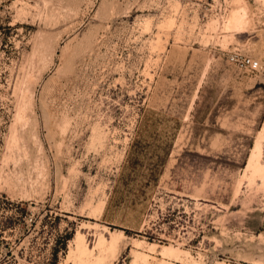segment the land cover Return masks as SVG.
<instances>
[{"label":"rangeland","instance_id":"obj_1","mask_svg":"<svg viewBox=\"0 0 264 264\" xmlns=\"http://www.w3.org/2000/svg\"><path fill=\"white\" fill-rule=\"evenodd\" d=\"M0 264H264V0H0Z\"/></svg>","mask_w":264,"mask_h":264},{"label":"built area","instance_id":"obj_2","mask_svg":"<svg viewBox=\"0 0 264 264\" xmlns=\"http://www.w3.org/2000/svg\"><path fill=\"white\" fill-rule=\"evenodd\" d=\"M232 61H237V58H234V56L231 57ZM242 64L248 68H251V71H257L260 69V62L258 59L253 57H245L242 59Z\"/></svg>","mask_w":264,"mask_h":264},{"label":"bare ground","instance_id":"obj_3","mask_svg":"<svg viewBox=\"0 0 264 264\" xmlns=\"http://www.w3.org/2000/svg\"><path fill=\"white\" fill-rule=\"evenodd\" d=\"M262 132V131H261ZM263 141V140H262ZM256 144V145H255ZM254 145H255V147H254V149H252L253 151V153H252V157L250 158L251 160H250V163H249V165H251V166H255V164H254V162H255V160H256V157H257V155L259 154V152H260V143H259V141H256V143H255ZM262 144V143H261ZM258 156H260V154L258 155ZM259 162H260V160H258ZM256 163V162H255ZM259 164L257 163V166H258ZM255 168V167H254ZM257 169H261V167H260V165H259V167H256ZM263 168V167H262ZM256 169V170H257ZM263 170V169H262ZM255 171V170H254ZM253 173V172H252ZM256 173V172H255ZM260 174V173H259ZM246 175V174H245ZM255 175H253V177H254ZM166 250V249H165ZM167 251H172L170 248H168L167 249ZM166 251V252H167ZM175 251V250H174Z\"/></svg>","mask_w":264,"mask_h":264}]
</instances>
